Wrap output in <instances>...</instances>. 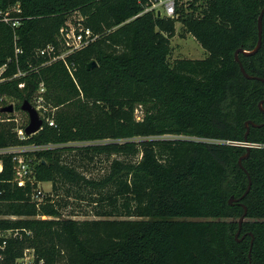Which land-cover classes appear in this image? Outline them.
<instances>
[{"label": "trees", "instance_id": "obj_1", "mask_svg": "<svg viewBox=\"0 0 264 264\" xmlns=\"http://www.w3.org/2000/svg\"><path fill=\"white\" fill-rule=\"evenodd\" d=\"M153 1L0 0V149L54 146L29 156L37 181L52 184L40 204L37 184L19 187L12 155L0 154V230L19 233L0 264L27 249L37 264H250L252 242V264H264V126H247L264 124V81L240 66L264 79V16L261 49L236 60L258 44L264 0H192L175 17L138 16ZM78 16L101 36L68 58L73 76L40 50L59 51L61 28ZM178 23L205 58L171 62ZM40 95L55 126L43 118L21 140L5 110L16 101L28 118L23 102ZM102 157V176L82 171ZM71 201L97 218L65 217Z\"/></svg>", "mask_w": 264, "mask_h": 264}, {"label": "built area", "instance_id": "obj_2", "mask_svg": "<svg viewBox=\"0 0 264 264\" xmlns=\"http://www.w3.org/2000/svg\"><path fill=\"white\" fill-rule=\"evenodd\" d=\"M192 0H154L151 4H147L143 12H141L138 16L144 15L148 12H153L156 16L159 17H175L177 6L181 4H186ZM5 21L8 19L5 18ZM14 25H18V23H14ZM100 34L95 33L92 29L85 26L83 22V18H74L71 21H68L66 25L61 28L59 39L60 46L59 51H57L56 46L49 45L46 48L40 50V55L49 56L50 59L48 64L54 61L62 60L71 74L74 76V67L68 61V58L75 53L87 48L92 45L96 41L99 40ZM0 69V75L3 73L4 68ZM23 72H19L16 76L22 75ZM43 87V85H42ZM44 92V88L41 89ZM36 110L39 112L41 118H45L46 122L49 123L50 126H55L54 119L46 118V110L47 107L45 105V100L43 95L37 97L32 103ZM7 117L2 118V121L15 122L16 127L15 131L18 133V137L21 140L27 138L25 125L26 123H20L18 118L16 117L15 112H6ZM14 115V117H12ZM1 118V117H0ZM45 124V122H44ZM44 126V125H43ZM43 128V127H42ZM250 146L249 144H247ZM54 146L51 144L47 145H18L11 146L4 149H0V154H9L12 155V160L14 163V174H15V182L19 187H24L28 183L37 184L35 191L33 193V199L38 201L39 204L45 200L46 193L42 189L43 182H39L36 179L35 171L32 165V160L29 158L31 152L52 149ZM4 164L3 161L0 160V173L3 172ZM38 218H47L46 216H38ZM18 231L8 230L1 231L0 230V249L4 250L8 240L12 237H18ZM3 259V255L0 252V261ZM18 264H37V257L35 255L34 250L27 249L24 253V256L18 260ZM38 264H44V261H40Z\"/></svg>", "mask_w": 264, "mask_h": 264}, {"label": "rangeland", "instance_id": "obj_3", "mask_svg": "<svg viewBox=\"0 0 264 264\" xmlns=\"http://www.w3.org/2000/svg\"><path fill=\"white\" fill-rule=\"evenodd\" d=\"M76 17V16H75ZM73 17V19L75 18ZM79 17V16H78ZM70 19L69 21L73 20ZM177 31L178 34L172 39V46L174 48L173 54L171 56V62H174L176 59L179 58H191V59H202L206 57V51L198 44V42L192 37V36H186V38H182L180 34L182 33V25L180 23L177 24ZM9 105H13L14 108L16 106V101H9ZM137 115L140 117L142 116V111H137ZM16 117L18 118L20 123H26L28 118L23 113L19 112L16 113ZM162 138H182L187 139V137H180V136H165ZM109 167V164L105 157H102V159H97L94 163H92L88 169H82L87 176L92 177H100L106 172L107 168ZM42 189L47 194H52V184L51 183H43ZM235 198L234 196H232ZM231 197V198H232ZM70 207L64 210L65 217H71L77 220H85V219H96L94 215H84L86 211H90L91 207H89L85 202L81 203V205H78L80 203H77L75 201H71ZM72 212L78 215H72Z\"/></svg>", "mask_w": 264, "mask_h": 264}, {"label": "water", "instance_id": "obj_4", "mask_svg": "<svg viewBox=\"0 0 264 264\" xmlns=\"http://www.w3.org/2000/svg\"><path fill=\"white\" fill-rule=\"evenodd\" d=\"M263 16H264V9L262 10L261 15L259 17V41H258V44H257L256 48L253 51H251V52H247V51H245V50L240 48L236 52V60L238 62H240L239 61V53L240 52L252 55V54H256L261 49L262 41H263ZM97 65L98 64H97L96 61L91 62L88 65V70H93L94 68L97 67ZM240 66H241V71L246 76V78H248V79H258V80L264 81L263 78L253 77V76L249 75V73L246 71L244 66L242 64H240ZM263 104H264V101H261L260 102V108L262 110H263ZM21 108H22V111H24L25 113L28 114L29 120H30L29 125L26 128V134L27 135H34V134L38 133L42 129L43 125H44V120L41 118L39 112L36 110V108L33 106V104L30 101H28V100H25L23 102ZM5 111L6 112H10V113L14 112V106L10 105L8 108H6ZM250 124L255 126V127H263L264 126V124L258 125V124H255L252 121L247 122V126L248 127H249ZM248 134H249V130H248V132L246 134V139L248 137ZM249 155H250V150H248L247 155H245L242 158H240L239 162H240L242 168H243L242 161L245 158H247ZM251 187H252V180L250 179V183H249V187H248L247 191L245 192V194L239 200L243 199L250 192ZM239 200L232 197L229 202L232 204L234 201L238 202ZM247 211H248V209L245 206V213L239 220L240 229H239V231L236 234L237 240H240L239 238H240V234H241V228H242L243 222H244V220H245V218L247 216ZM252 248H253V242L251 244V249H250V253H249L250 264H252Z\"/></svg>", "mask_w": 264, "mask_h": 264}, {"label": "crops", "instance_id": "obj_5", "mask_svg": "<svg viewBox=\"0 0 264 264\" xmlns=\"http://www.w3.org/2000/svg\"><path fill=\"white\" fill-rule=\"evenodd\" d=\"M188 36H191V35H188ZM193 37V36H192ZM194 38V37H193ZM195 39V38H194ZM199 44V43H198ZM200 45V44H199ZM201 46V45H200ZM202 47V46H201ZM205 51V50H204ZM206 53V52H205ZM206 55H207V53H206Z\"/></svg>", "mask_w": 264, "mask_h": 264}]
</instances>
